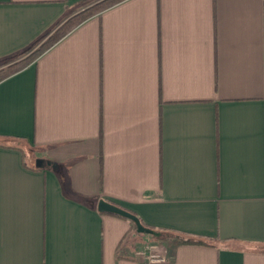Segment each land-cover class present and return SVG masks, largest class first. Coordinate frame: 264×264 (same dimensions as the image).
Masks as SVG:
<instances>
[{
	"label": "crops",
	"instance_id": "obj_1",
	"mask_svg": "<svg viewBox=\"0 0 264 264\" xmlns=\"http://www.w3.org/2000/svg\"><path fill=\"white\" fill-rule=\"evenodd\" d=\"M99 1L0 0V67ZM0 264H264V0H120L1 78Z\"/></svg>",
	"mask_w": 264,
	"mask_h": 264
},
{
	"label": "trees",
	"instance_id": "obj_2",
	"mask_svg": "<svg viewBox=\"0 0 264 264\" xmlns=\"http://www.w3.org/2000/svg\"><path fill=\"white\" fill-rule=\"evenodd\" d=\"M118 1L120 0H101L98 3H95L94 5L84 9L75 16L71 17L59 30H57L53 35H51L48 39H46L35 51L27 55L25 58L13 64L8 65L7 70L1 76V78L27 66L29 63L33 62L41 53H43L46 49H48L51 45H53L60 37L66 34L73 27L81 23L86 18L101 12L103 9H105L112 3H116ZM181 241L193 242V243H205L204 239L197 237L194 238L187 237L184 238L183 240L181 239Z\"/></svg>",
	"mask_w": 264,
	"mask_h": 264
},
{
	"label": "water",
	"instance_id": "obj_3",
	"mask_svg": "<svg viewBox=\"0 0 264 264\" xmlns=\"http://www.w3.org/2000/svg\"><path fill=\"white\" fill-rule=\"evenodd\" d=\"M97 209L100 212H107V213L115 214V215L129 219L130 221L133 222L136 228V231L139 233H148L154 236L160 235L159 231H156L148 226H145L141 222L140 218L137 215H135L133 212L125 208H122L116 204H113L109 201L101 199L97 204Z\"/></svg>",
	"mask_w": 264,
	"mask_h": 264
},
{
	"label": "rangeland",
	"instance_id": "obj_4",
	"mask_svg": "<svg viewBox=\"0 0 264 264\" xmlns=\"http://www.w3.org/2000/svg\"><path fill=\"white\" fill-rule=\"evenodd\" d=\"M89 4V3H88ZM88 4H84V5H88ZM112 4H114V3H112ZM7 70V67L5 66V67H0V78H1V76L5 73V71Z\"/></svg>",
	"mask_w": 264,
	"mask_h": 264
},
{
	"label": "built area",
	"instance_id": "obj_5",
	"mask_svg": "<svg viewBox=\"0 0 264 264\" xmlns=\"http://www.w3.org/2000/svg\"><path fill=\"white\" fill-rule=\"evenodd\" d=\"M153 261V260H152Z\"/></svg>",
	"mask_w": 264,
	"mask_h": 264
}]
</instances>
